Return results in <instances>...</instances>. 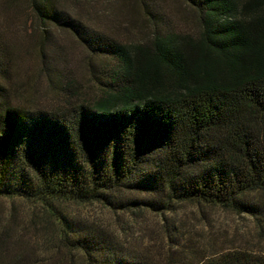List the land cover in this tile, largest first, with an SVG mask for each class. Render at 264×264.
Returning <instances> with one entry per match:
<instances>
[{"label":"trees","instance_id":"1","mask_svg":"<svg viewBox=\"0 0 264 264\" xmlns=\"http://www.w3.org/2000/svg\"><path fill=\"white\" fill-rule=\"evenodd\" d=\"M187 1L200 13V37L157 36L138 58L38 5L42 19L123 64L107 97L70 114L0 107V196L156 209L189 200L261 211L252 198L264 192V0ZM88 240L79 246L91 254ZM120 251L108 247L106 257L146 264ZM207 264H264V257L240 252Z\"/></svg>","mask_w":264,"mask_h":264},{"label":"rangeland","instance_id":"2","mask_svg":"<svg viewBox=\"0 0 264 264\" xmlns=\"http://www.w3.org/2000/svg\"><path fill=\"white\" fill-rule=\"evenodd\" d=\"M44 2L127 46L134 58L152 51L157 36L201 34L200 13L187 0H0L1 108L70 114L107 97L106 84L122 67L118 57L42 19ZM252 199L258 214L204 201L156 209L1 195L0 264H118L106 257L111 246L146 264H207L240 252L264 257V192ZM83 239L94 243L91 254L79 246Z\"/></svg>","mask_w":264,"mask_h":264}]
</instances>
